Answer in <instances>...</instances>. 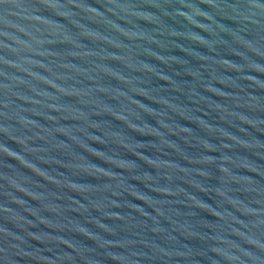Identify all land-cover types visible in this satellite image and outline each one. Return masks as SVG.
<instances>
[{
  "label": "water",
  "instance_id": "95a60500",
  "mask_svg": "<svg viewBox=\"0 0 264 264\" xmlns=\"http://www.w3.org/2000/svg\"><path fill=\"white\" fill-rule=\"evenodd\" d=\"M0 264H264V0H0Z\"/></svg>",
  "mask_w": 264,
  "mask_h": 264
}]
</instances>
